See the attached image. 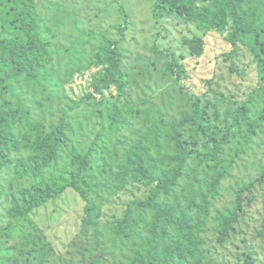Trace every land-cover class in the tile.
I'll use <instances>...</instances> for the list:
<instances>
[{
	"label": "rangeland",
	"instance_id": "rangeland-1",
	"mask_svg": "<svg viewBox=\"0 0 264 264\" xmlns=\"http://www.w3.org/2000/svg\"><path fill=\"white\" fill-rule=\"evenodd\" d=\"M156 1L38 0L37 16L43 24V39L52 45L55 53L51 64V72L56 79L52 83L53 90H50L48 97L37 102L36 98L29 97L32 88L20 84L8 91V97L24 94L21 100L27 107L24 110L35 117L41 115L48 118V121L51 116L45 115L46 109L63 105L53 120L58 125L62 122L68 125L66 134L75 147L84 146L89 143L88 134L94 128L98 127L100 132L108 131L111 119L104 117L103 113H107L106 106L100 102V98L83 104L75 111L67 109L68 106L74 108L72 103L78 104L82 94L90 92L91 81L97 73L93 69L82 75L80 68L89 69L90 57L95 56V47L103 39L119 42L126 55L123 69L128 74V79L123 97L119 96L120 93L115 88L113 96L114 104L123 114L122 121L126 119L128 127L125 129L121 126L120 133L125 139L118 142L119 146L116 141V144L110 143L108 154L99 163H92L91 173L94 168L97 170L107 164L113 165L114 157L122 160L123 154L132 151H136L146 168L162 170L161 160L167 157V148L169 151L172 149L173 125L180 122L184 115L190 114L192 99L218 104L221 118L211 108L204 110L207 117L224 132V118L233 119L244 107L240 127L230 129L227 133L228 144L220 152L221 159H230L235 155L237 161V168L234 172L231 171L232 179L226 178L222 186L225 190L228 187L230 189L234 183L251 182V186H254L243 198L244 214L230 228L228 240L225 244H220L209 222L197 232L191 245L186 243L185 248L179 249L174 244L177 242L176 233L170 229L169 238L158 240L153 249L154 255L146 262L206 264L200 260L202 257L199 254L194 253L200 243L199 236L202 235L203 256L209 264H264V180L258 181L260 171L255 161L258 158L257 147L253 153L247 152L248 154L243 153L241 147L245 142L243 135L247 125L264 113V55L254 51L246 42L232 45L226 41L225 33H204L194 23L186 24L172 15L165 14L157 19L153 11ZM10 2L13 0H0V42L18 34L14 13L9 8ZM246 5L249 6H243L244 16L255 18L258 25L264 24V12H260L264 0L259 5L249 1ZM121 30L125 32V37L121 36ZM194 38L203 40L200 58L191 57L189 53V42ZM172 52L177 61L189 71L188 79L184 80L182 76V81L178 84L168 77L167 72L169 54ZM0 92L1 96L6 94L2 89ZM52 96H59L61 100H53ZM111 115L113 119L116 118L114 113L111 112ZM156 120L160 124L158 129L159 124H152L158 123ZM153 128L158 132L151 131ZM260 132L262 145L264 122L257 130V135ZM188 136L191 138L189 134ZM31 152L27 145H21L9 154L6 162L0 161V235L2 231H9L7 234H10L9 237L7 234L2 237L3 249L9 252L14 250L20 264H130L138 249L148 256L150 234L146 232L145 226L152 221V214L143 213L141 221L138 220V210H133L135 228L131 230L132 236L125 238L119 233L124 231L125 217L129 212L127 205L131 203L128 200H133V197L121 194L115 199L104 192L99 194L100 200L96 201L98 194L92 195L91 192L88 197H95L92 200L95 207L90 209L93 216L89 218L85 200L80 194L65 189V171L71 162L66 154L43 177V181L50 182L53 189L63 191V194L34 217L45 242L42 244L44 249L32 246L34 232L26 228L14 229L9 219L13 197L37 184L31 178L19 180L14 173L19 162ZM200 166L194 161L190 169L199 168V174H211L208 168ZM106 179L107 176L100 181ZM188 186L185 194L182 190L178 193L179 197L184 194V199L187 194L192 193V187L190 184ZM146 190L150 192L149 189ZM197 194L195 190L193 196L200 202ZM232 199L225 192L221 200L213 202L209 220L212 221V212L214 215L215 211L225 208V205L228 207ZM173 201L172 198L162 197L163 205H174ZM22 224L17 222L19 227ZM168 246L170 248H166ZM199 247L202 248L200 244ZM167 249H171L173 253ZM42 250L48 252L46 258L40 255ZM174 253L187 255L186 261L175 260Z\"/></svg>",
	"mask_w": 264,
	"mask_h": 264
},
{
	"label": "trees",
	"instance_id": "trees-1",
	"mask_svg": "<svg viewBox=\"0 0 264 264\" xmlns=\"http://www.w3.org/2000/svg\"><path fill=\"white\" fill-rule=\"evenodd\" d=\"M37 1L13 0L10 2L9 8L14 13L18 34L0 42V89L6 93L1 96L2 92H0V161L6 162L13 150H17L21 145H27L32 152L19 162L14 173L19 180L31 178L37 182L33 187L13 197L9 213L13 228L18 227L19 230L26 228L34 232L32 246L44 249L42 244L45 238H41L43 233L39 231L34 217L39 211L44 210V207L56 201L57 198H61L63 191L58 192L53 189L50 182L43 181V177L58 163L63 154H66L69 159L71 158V162L65 171L67 173L65 189L80 194L85 200L86 214L89 218L93 216L90 209L95 207V202L92 203L95 197L89 198L88 195L97 193V201L100 200L99 194L104 192L115 199L121 194L133 197V200H128L131 203L127 205L129 212L125 217L124 231L119 233L125 238H130L131 230L135 228L133 210H138V220L141 221L143 213L152 214V221L144 225L146 232L150 234V241L147 245L150 248L148 256L138 249L130 264H154L153 261H146L154 255L153 249L158 240L169 238L170 229L177 236V242L174 244L179 249H183L186 243L191 245L197 232L211 222L218 242L225 244L229 238L230 228L244 214L243 198L254 186H251V182L248 184L234 183L230 189L228 187L226 190L222 186L227 179H232L231 171L234 172L237 168V161L235 155L230 159H221L220 152L228 144L227 133L230 129L235 130L240 127L244 107L237 112V115H234L233 119L224 118L223 127L226 129L224 132L207 117L204 110V108H211L221 118L218 104L192 99L190 114L184 115L180 122L173 125L172 149L169 151L167 148V157L161 160L162 170L146 168L137 157L136 151H132L123 154L122 160L114 157L113 165L107 164L97 170L94 168V172L91 173L92 163H99L105 154H108L109 144L117 143L119 146L118 142L125 139L120 130L121 126L126 129L128 122L126 119L122 121L123 114L114 104L113 91L114 88L117 89L119 96L123 97L128 79V74L123 69L126 55L119 42L105 38L96 45V54L93 58L90 57L89 69L80 68L82 75L93 69H96L97 73L91 81L90 92L83 93L79 103H72L74 108L68 106L67 109L75 111L83 104L100 98V102L106 106L105 112L107 113L103 115L111 119V124L108 131L100 132L98 127L94 128L88 134L89 143L75 147L66 134L68 125L65 122L58 125L53 120L57 112L64 107L63 105H55L46 109L45 115L51 116L48 121V118L41 115L35 117L24 110L27 108L25 103H21L24 94L19 93L8 97V91L20 84L32 88L29 97L36 98L37 102L48 97L50 90L51 92L53 90L52 83L56 79L54 73L51 72L53 70L51 64L55 53L52 45L43 39V24L37 16ZM248 1L258 5L262 2V0H157L153 11L157 19L169 14L186 24L194 23L204 33L211 31L225 33L226 41L232 45L246 42L254 51L264 55V24L259 23V26L255 18L244 16L243 6H249L246 5ZM260 12H264V6ZM120 34L125 37L123 30ZM202 44L203 40L198 38L189 42L191 57L200 58ZM169 59L168 77L170 76L177 84L181 83L182 76L184 80L188 79V69L177 61L174 52L169 54ZM17 91L18 89L16 93ZM52 98L53 100L60 99L59 96H52ZM48 103L49 98H47V105ZM111 112L116 115V118H112ZM229 114L232 115V112ZM213 115L217 120L216 115ZM156 121L158 123L152 124H159V120ZM263 122L264 113L256 121L247 125L246 133L243 135L245 142L241 146L243 153H253L257 147L256 156L258 158L255 161L260 171L258 181L264 180V143L260 145L262 132L257 135V130L261 128ZM159 127L160 124L157 129ZM157 129L153 128L151 131L158 132ZM117 150L118 148L115 149ZM258 151L261 153L258 154ZM194 161L201 165L200 167L208 168L211 174H199L200 169L196 167L195 170H191L190 165ZM106 176V180L100 181ZM188 184L192 187V193L190 192L183 199L182 196L189 188ZM181 190L184 194L179 197L178 193ZM195 190L200 202L195 199L196 196H193ZM225 192L233 197L232 203L228 207L225 205V208L218 210L219 212L215 211L214 215L212 212V221H210L209 210L213 207L212 203L221 200ZM162 197L174 199L175 204L163 205ZM17 222L23 223L22 226L19 227ZM7 233L9 231H2L0 235V264H20L19 257L14 250L9 252L2 248L1 244L4 242L2 237ZM9 235L7 234L8 237ZM201 239L202 235L199 236V244L202 248L198 244L194 253L199 254L202 257L200 260L209 264L203 256L204 242ZM167 251L173 253L171 249ZM40 255L46 258L48 252L42 250ZM186 256L174 253L173 258L185 262Z\"/></svg>",
	"mask_w": 264,
	"mask_h": 264
}]
</instances>
